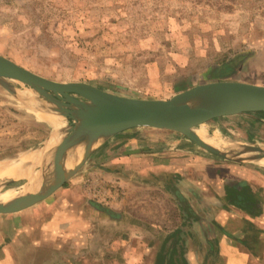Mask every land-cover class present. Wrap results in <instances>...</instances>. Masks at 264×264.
I'll return each mask as SVG.
<instances>
[{
	"label": "rangeland",
	"instance_id": "rangeland-1",
	"mask_svg": "<svg viewBox=\"0 0 264 264\" xmlns=\"http://www.w3.org/2000/svg\"><path fill=\"white\" fill-rule=\"evenodd\" d=\"M0 55L47 79L86 83L129 98H168L197 84L221 80L264 85V0H0ZM7 82L12 92L0 85V165H9L20 172L24 165H17L16 160L45 147L54 133L50 121L57 114L29 86ZM57 116L63 123L58 131L60 138L72 120ZM198 128L204 135L208 131L209 136L217 134L221 140L224 137L223 141L229 144L264 149V112L219 117ZM134 131L139 136L148 133L149 137L162 134L175 137L150 140L152 148L156 144L172 148L170 142L180 139L186 141L178 144L183 151L205 152L264 174V166L256 160L224 159L175 130L144 126L123 133L131 135ZM156 148L161 150L160 146ZM105 157L87 160L61 188L50 194L49 206L43 204V199L26 208L37 207L32 215L27 210L24 222L15 228L19 229L15 238L7 244L14 264H118L111 262L108 253L94 252L93 231L86 239L89 245L86 244V254L78 253L83 248L71 227L69 239L63 235L66 232L63 227L55 228L53 235L43 231L56 211L69 213L72 220L69 224L72 227L76 224L75 219L81 213L79 185L81 194L87 191L89 196L94 194L100 199L94 186L96 179L105 185L112 184L109 179L115 174L109 172L116 173L113 170L118 168L116 182L122 186L114 189L116 199L124 197L125 183L139 186L131 184H140L141 177H133V171L125 169V163L98 161ZM39 168L34 167L35 171ZM149 180L144 177V181ZM28 186L18 176H0V195L15 196ZM151 194L139 191L131 196L147 199L153 196L154 217L161 216V209L169 215L170 203L166 199H173L172 191L155 190ZM136 207L142 216L145 207ZM181 213H186L182 207ZM127 217L130 216L126 214L122 223L107 221L102 230L114 235L112 247L119 250L114 256L122 260L120 264L129 263L124 247L116 242L117 232L124 231ZM161 233L155 230L156 236ZM102 246L106 244L102 242Z\"/></svg>",
	"mask_w": 264,
	"mask_h": 264
},
{
	"label": "crops",
	"instance_id": "crops-1",
	"mask_svg": "<svg viewBox=\"0 0 264 264\" xmlns=\"http://www.w3.org/2000/svg\"><path fill=\"white\" fill-rule=\"evenodd\" d=\"M123 132L104 142L87 160L105 155V159L98 161L109 164L123 162L126 164V170L133 171V177H141L140 184H131L139 186L130 187V183H125L127 185H124V197L116 199L114 189L116 186H122L116 182V174H120L118 168L113 170L117 171L116 173L109 172L115 174V177L109 179L112 184L105 185L103 181L96 179L94 186L100 199L94 194L93 198L89 196L86 188L87 194H81L79 185L77 189L79 188L81 213L75 219L76 224L73 227L69 224L72 221L69 213L56 211L51 215L52 222L45 224L44 234L53 235L55 228L59 230L63 227L66 231L63 235L69 239L71 227L70 231L83 248L78 250V253L86 254V247L89 246L86 239L93 231L94 252L108 253L112 263L115 261L120 264L122 260L118 261L114 256L119 250L115 251L112 247L114 235L111 236L109 231L107 233L102 230L107 221L112 224L122 223L128 214L130 217L124 222V231L117 232L116 235V242L124 247L123 252L129 258V263L125 264H157L159 255H165V260L169 262L171 253L175 264H264L262 172L241 164L228 163L205 152L183 151L178 148V144L186 141L180 139H172L170 142L177 148L157 144L154 148L150 147L153 145L150 140L154 142L158 137L175 138L173 136L162 134L149 137L148 133L139 136L136 131L131 135ZM205 133L209 136L208 131ZM56 134H51L49 139L53 140L49 147L57 142L59 137ZM118 137L119 141H114ZM157 146H160L161 150L156 148ZM146 176L150 178L149 181H144ZM167 189L173 193V199H166L170 203L169 215L161 209L159 218L154 217L155 213L151 208L154 203L153 196L148 199L131 196L139 191H149L151 194L155 193V190L166 192ZM49 196L43 201L45 206H49L52 200ZM130 199L133 207L130 206ZM62 206H65V203ZM136 206H141L142 209L145 207L142 216L138 215ZM181 207L186 212L184 215L181 213ZM36 208L33 206L27 210H30L28 212L32 215ZM27 210L0 215V264H14L7 244L15 238V231L19 230L15 228L24 222ZM111 210H114V213ZM145 214L152 217H146ZM151 229L154 232H151ZM155 230L162 231L161 235L156 236ZM102 242L106 246H102Z\"/></svg>",
	"mask_w": 264,
	"mask_h": 264
},
{
	"label": "water",
	"instance_id": "water-1",
	"mask_svg": "<svg viewBox=\"0 0 264 264\" xmlns=\"http://www.w3.org/2000/svg\"><path fill=\"white\" fill-rule=\"evenodd\" d=\"M8 80L29 86L49 104L50 111L70 118L72 123L43 155L38 165L40 182L0 202V214L15 213L45 199L75 175L104 142L130 128L175 130L230 161L264 158L261 147L236 144V148H244L245 156H240L239 151L226 153L195 132L211 119L264 112V85L221 80L197 84L168 98H129L86 83L50 80L0 55V85L12 92Z\"/></svg>",
	"mask_w": 264,
	"mask_h": 264
},
{
	"label": "bare ground",
	"instance_id": "bare-ground-1",
	"mask_svg": "<svg viewBox=\"0 0 264 264\" xmlns=\"http://www.w3.org/2000/svg\"><path fill=\"white\" fill-rule=\"evenodd\" d=\"M59 119H60L59 116L55 115L50 121L52 124L51 126L53 128V132L55 134L63 126V123L61 121H59ZM195 132L205 142H207L208 144H210L214 147H217L218 149H220L226 153H230L233 151H237V153H238V151H239L238 154L240 156H245V151H243L244 148L243 149L236 148V145L224 142L225 141V140L223 141L224 137H222L223 139L221 140V138L215 133H214L215 135L208 136L205 133V131H204V133H205V135H204L199 130L198 127L196 128ZM213 132H214V130H213ZM57 137H58V135H57ZM52 140L53 139H49L47 141V143L45 144V147H43L42 149L34 150L32 152H28L22 158L17 159L15 162L17 165L18 164L24 165V168H22L20 172H16V169L14 170L13 167H9V165L7 167L6 166L3 167L4 165H0V176L7 174L9 176H18L20 178H23L29 184V186L27 188H31V187H34L35 185H37L41 180V178H40L41 173H40V171H35L34 167H36L40 164V161L42 160V157L45 154L47 148H49ZM256 163L261 165V166H264V158L256 160ZM13 196H14V193L6 194V195H0V202L7 201L8 199L12 198Z\"/></svg>",
	"mask_w": 264,
	"mask_h": 264
},
{
	"label": "trees",
	"instance_id": "trees-1",
	"mask_svg": "<svg viewBox=\"0 0 264 264\" xmlns=\"http://www.w3.org/2000/svg\"><path fill=\"white\" fill-rule=\"evenodd\" d=\"M173 255L171 253L170 257H169V262H167L165 259H166V256L165 255H159V261H157V264H175L173 259H172ZM182 260V259H181Z\"/></svg>",
	"mask_w": 264,
	"mask_h": 264
}]
</instances>
